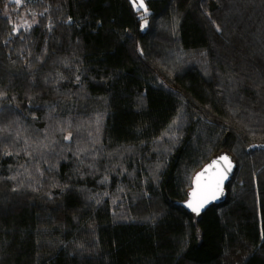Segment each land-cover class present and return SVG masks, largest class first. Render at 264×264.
I'll list each match as a JSON object with an SVG mask.
<instances>
[{
    "label": "trees",
    "instance_id": "obj_1",
    "mask_svg": "<svg viewBox=\"0 0 264 264\" xmlns=\"http://www.w3.org/2000/svg\"><path fill=\"white\" fill-rule=\"evenodd\" d=\"M22 1L0 0V264H264V0Z\"/></svg>",
    "mask_w": 264,
    "mask_h": 264
},
{
    "label": "snow or ice",
    "instance_id": "obj_2",
    "mask_svg": "<svg viewBox=\"0 0 264 264\" xmlns=\"http://www.w3.org/2000/svg\"><path fill=\"white\" fill-rule=\"evenodd\" d=\"M13 2L19 3V0H13ZM133 7L137 10L143 9L147 12V7L144 0H132ZM143 18V17H142ZM147 21L145 20V25ZM145 25H142L144 27ZM18 28L14 27V31ZM69 137H66L68 139ZM225 162V167H221V162ZM231 160L227 155H222L212 163L207 165L200 173H197L194 178L195 187L190 193V199L187 202V206L195 213L199 214L200 210L204 207L209 200H215L223 191V182L227 179V173L231 171ZM210 169H215L211 175H209L205 182L202 183V177L205 173L209 172Z\"/></svg>",
    "mask_w": 264,
    "mask_h": 264
},
{
    "label": "water",
    "instance_id": "obj_3",
    "mask_svg": "<svg viewBox=\"0 0 264 264\" xmlns=\"http://www.w3.org/2000/svg\"><path fill=\"white\" fill-rule=\"evenodd\" d=\"M222 155H227L229 157V159L231 160V164H232V167H231V171L227 173V179L224 180L223 182V191L222 193L218 196L217 199L215 200H209V202L207 204L204 205V207L200 210L199 214L193 212L188 206H187V202L189 201L190 199V193L191 191L193 190V188L195 187V184H194V178L196 177L197 173H200L203 169H205V167L207 165H209L210 163H212L213 160H216L218 157L222 156ZM225 162H221V167H225ZM236 169H237V162L233 159V156L228 153V152H223L222 154L220 155H217V156H214L213 158H211L201 169H199L194 177H193V180H192V187L191 189L189 190V195H188V198L186 201L182 202V205L184 206V208H186L187 210H189L190 212L194 213L195 215L197 216H200L202 215L210 206L214 205V204H221L223 202L226 201L227 197H228V189H227V186L228 184L232 181L235 173H236ZM215 171V169H210L209 172L205 173V176L202 177V183L205 182L206 178L212 174V172Z\"/></svg>",
    "mask_w": 264,
    "mask_h": 264
},
{
    "label": "rangeland",
    "instance_id": "obj_4",
    "mask_svg": "<svg viewBox=\"0 0 264 264\" xmlns=\"http://www.w3.org/2000/svg\"><path fill=\"white\" fill-rule=\"evenodd\" d=\"M11 1H13V0H11ZM22 3H23V1L19 0V3H17V4L21 5ZM20 18H21V20L19 21L20 23H18V22L16 23V28H18V29H19V27L26 26L27 24H29L31 22V19L26 15H23Z\"/></svg>",
    "mask_w": 264,
    "mask_h": 264
}]
</instances>
